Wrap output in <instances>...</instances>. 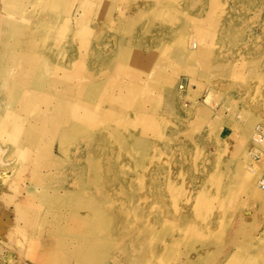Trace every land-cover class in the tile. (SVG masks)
<instances>
[{"label":"rangeland","instance_id":"1","mask_svg":"<svg viewBox=\"0 0 264 264\" xmlns=\"http://www.w3.org/2000/svg\"><path fill=\"white\" fill-rule=\"evenodd\" d=\"M171 1L167 10L173 17L150 25L155 64L147 78L141 75L142 69L133 78L130 70L136 65L121 63V57L112 53L116 51V38H122L123 28H141L146 22L144 18L129 22L133 20V10L137 13L150 10L152 2L126 5V20L120 11L114 18L101 11L97 19L90 22L92 29L101 32L99 42H102L103 51L109 54V62L93 71L98 79L104 77L100 87L97 84L108 94L102 109L106 112L108 101L119 106L114 107L113 113H107L110 119L107 121L112 120L108 132L95 138L100 133L99 128L90 123L83 127L82 135H74L72 139L75 140L71 139L67 146L61 145L63 149L53 140L50 149L62 151L51 154L54 165L40 167L38 164L48 161L49 157L42 154L41 143L39 152H29L25 130L29 123H34L32 116L22 115L26 122L22 121L15 130L0 120V264H85L83 256L87 253H81L78 261L73 258L86 242L85 233L78 241L73 237L80 226L77 219H68L69 210L73 209L74 202L81 201L86 195L95 201L99 190L102 200L108 204L106 207L101 204L102 209L98 208L100 212L96 217L106 214L107 210L111 228L121 236L106 246L108 231L105 225L91 226L90 231H98L105 239L103 247L90 248L92 251L86 258L92 256V259H87V264H130L136 259L140 264H188L197 257L190 253V247H194L191 236L201 223L192 217L185 218L180 210L194 205L204 182L205 193L212 196L218 193L225 204L224 210L212 209L219 223L210 235H216L218 248L209 241L204 247L208 248L209 260L217 251L218 254L213 258H216L215 262L209 264H244L247 238L238 230L244 215L249 221L254 220L255 202L245 200L244 192L231 179L241 156L235 155L234 167H229L226 162L239 140H244L243 151L250 149L254 128L264 124V0H217L218 7L211 18L206 17L208 8L205 5H210L209 1L185 0L182 7ZM66 7H71L68 14L76 11L75 19L79 20L76 29L83 27L86 19L80 14L84 5L79 7L76 0H69ZM112 13H116V9ZM57 29H65L66 41L62 36H56L55 42L67 50V44L78 34L72 30L73 25L71 29L58 22ZM197 30L212 36L205 52L200 51L203 42ZM138 35L142 34L132 33L131 38ZM84 51L82 47V56L76 57L75 62L86 70L89 65ZM177 51L185 54V60L177 62L174 57L170 58L172 52ZM196 52L201 55L197 60ZM61 53L67 57L59 46V51L53 55L54 61ZM192 54L194 60L187 62V56ZM113 64L117 67L113 68ZM172 66L176 70L172 75L173 82L165 84V74L171 73ZM76 98L81 103L75 104H84L79 94ZM85 100L91 102V98ZM123 102L132 104L134 111L141 109L143 112L125 120L121 117V113L126 112ZM79 109L85 112L81 107ZM115 112L120 113L119 122L115 121ZM249 118L253 120L251 131L242 136L238 127L241 121ZM139 136L137 144V139H132ZM74 148L76 151L72 154ZM30 160L33 162L29 163ZM77 162L78 171L69 172L68 168ZM249 162L255 168L264 167V157L260 163ZM216 164L219 167L215 168ZM80 171L82 177L77 179ZM39 174L42 176L35 180ZM211 175L222 177V181L216 183L220 187L215 182L213 186L207 183ZM166 176L170 177L169 189L180 193L185 190L186 196L175 198L161 215L154 212V197L158 192H164L165 186L160 182L156 185L154 179L163 183ZM263 187L261 183L262 192ZM127 195L133 198L135 205L143 207L144 226H140L137 217L132 224L121 222L119 206L128 204ZM214 200L211 199V206L217 207L218 201ZM87 216L94 215L89 211ZM113 216H117V222L113 221ZM159 218L164 224L157 222ZM135 227L142 229L138 236ZM250 229L249 225L244 227L246 232ZM256 239L258 242L264 239L262 229L253 234V240ZM260 246L263 249H257L264 252V242ZM193 250L197 252V248ZM124 251L126 254L123 255ZM197 263L196 258L192 264Z\"/></svg>","mask_w":264,"mask_h":264},{"label":"bare ground","instance_id":"2","mask_svg":"<svg viewBox=\"0 0 264 264\" xmlns=\"http://www.w3.org/2000/svg\"><path fill=\"white\" fill-rule=\"evenodd\" d=\"M199 1L202 2L204 0ZM205 1H209L210 3V5H205V7L208 8L206 17L211 18V15L215 13L214 9L218 7L217 5L219 2L217 0ZM140 2H152L153 7L150 10L141 11L139 13L133 10V15L131 16L133 20H130L129 22L135 23V20L138 18H144L146 20V22L143 23L144 26L141 28L136 26L138 29L123 28L122 38H116V51L112 54H117L118 57H121L119 60L121 63L136 65L134 69L130 70V75H132L133 78H135L134 75L138 73L140 69H142L141 75H144L146 76L145 78H147L150 77L152 66L155 64V61L153 62L155 53L152 49L154 43L152 36L153 29H151L150 25L155 26L158 23L165 21V19H171L173 17V15L171 16L170 10H167V8H170L168 3L171 2L170 4H172L171 0H76V4L79 5V7L84 5L83 10L81 9L80 15L86 19L85 25L83 27H77V29L76 25L79 20L75 19L76 11H70L69 14L67 11L71 8L66 7V5L69 4V0H0V35H2L0 36V120H4L5 123L15 130L20 124H22V115L32 116L34 123H29L28 128L25 130V137L30 146L29 152H39V145L41 143L42 154H47L49 157L48 161L45 160L38 164L40 167L54 165L55 159L51 154H54L55 151H62L58 148L50 149L53 140H56L59 143L58 145L60 148H62L61 145L67 146L72 137L74 135H82L83 127L90 123L99 128L98 132L100 133L96 134L95 138L100 137L101 133L108 132V127L111 126L112 120L107 121L110 120L107 113H113L114 107L116 105L118 106V104L114 101H108L107 107H109L106 112L102 109L105 104L104 100L108 98V94L105 90L99 88L104 77L98 79V75L95 76L94 74V68L97 66H105L107 62H109V54L103 51V46H101L102 42H99L101 32L97 33V31L92 29L90 22H92L101 11L107 12L108 17L110 18H114V15H118V12L120 11L121 17L126 20L128 19L126 15L124 16L126 5L131 3L139 4ZM174 2L182 7L181 5L185 3V0H174ZM174 5L176 7V4ZM114 9H116V13L113 14L112 12ZM169 12L170 16L167 17ZM65 21L69 22L67 23ZM58 22L61 23V25H69L71 29L73 25L72 30L78 34V37L74 38V40L72 37V41L67 44V50L62 49L59 44L60 49L64 51V54L67 55V57H63V54L61 53L54 61L53 55H55V51H59V46H57V43L55 42L56 36H62V39L66 41L65 29L58 31ZM51 27L54 29L53 32H51ZM137 32L142 35H138L132 39L131 34ZM197 33H199L200 40L203 42L200 51L205 52V50L208 49V42L211 41L210 38H212V36L206 35L205 32L201 30H197ZM76 34H74V37ZM185 36H187L186 33ZM193 41H195V39ZM193 41L191 40V42ZM104 44L105 43H103V45ZM189 46L191 47L192 43H190ZM82 47H84V55H86L85 57L88 59L89 67L86 70L82 69L81 66L77 65L75 62L77 60L76 57L82 56ZM182 49H184V47ZM197 53L199 52L194 53L196 60L201 57L200 53L199 56ZM172 57L177 59V62L185 60V54L183 52H172L170 58ZM193 60V54L187 56V62ZM112 67L114 68L117 66L116 64H113ZM170 72L171 73L165 74V84H171L173 82L172 75L173 72H176L175 67ZM57 84H60V87L57 86ZM97 84H99V87H97ZM77 94H79L84 102L83 105L75 104L77 102L81 103V100H77L76 98ZM85 98H91V102L88 103ZM93 98L99 99L94 101L92 100ZM131 105L130 103H122V107L126 109V112H122L121 117L125 120H131L133 119V114L143 112L141 109L134 111V108ZM79 107L85 110V112H80ZM129 114L131 116L128 119ZM113 116L116 122L121 120L120 113L117 115L115 112ZM252 121L253 120L250 118L241 121L238 131L242 136L249 134L252 127ZM149 126L150 125H148V127ZM131 127L133 126L131 125ZM257 128H262L264 130V124H258L254 129ZM111 132H114V130L111 129ZM146 132L148 131L146 130ZM87 134L85 135L86 137ZM128 134L131 135L129 132ZM108 135H111V133L109 132ZM139 138L140 136L138 138H133L132 140L137 139L135 142L138 144ZM243 145L244 140H239L234 146V153L232 152L234 156L233 154L232 157L228 156L229 158L226 162V165L229 167H234L235 165L233 166V163L235 155L241 156V160H239L238 164L235 166V171L232 172L233 177L231 179L236 187L244 192L243 196L245 200L255 202L253 207L255 212V215L253 216L254 220L249 221L248 218H245L244 213L241 214L244 215V217L241 220L238 231L242 232L247 238L245 242L246 253L243 262L244 264H264V252L257 249V247L263 249L260 245L264 242V239L259 242L257 239L255 241L253 240V234L255 235V232H259L260 229H262L264 233V192L261 190L260 183V181L264 183V167L257 166L255 168V166L250 165L249 161L254 162L255 159L252 157L250 149L243 151ZM76 146L77 145H74L75 148ZM231 147H229V149ZM75 148L72 151V154L76 151ZM255 152L258 155V160L255 161H258V163L262 162L264 157V140L261 141L258 148H255ZM31 162H33V160L29 161V163ZM80 163H82L81 160ZM217 167L219 166L216 164L215 168ZM78 168L79 162L71 166V168H68V170L69 172H77ZM81 171L77 179H81ZM41 176L42 175L40 174L37 175L35 180H38ZM163 181L164 182L162 183L161 180L154 179L156 185L160 182L165 186L164 192H158L154 197V212L161 215L166 211L168 205L175 198H180L185 195V193H183L185 190L180 193L175 189H169L171 188L169 176H166ZM221 181L222 177L220 175L217 178L214 175H211L207 179V183L210 185H212V183L214 184V182L216 184ZM205 184L206 182L201 184L195 197L194 205L187 210H180L185 218H195V221H200L202 225H200L195 230V234L191 236L194 238V247H190V253L191 256L196 255L197 257H194L193 260L187 262L188 264H192L196 258L198 261L197 264L214 263L216 258H213L218 254L217 251V254L209 260L210 256L208 255V248H205V242L209 241L214 248H218L216 235H210L212 229L216 230L218 227L216 225L219 223L215 219V211L213 210L214 208H217L218 211L224 210L225 204L220 196H217L218 193H216V197L205 193ZM216 185L220 187L219 184ZM63 186L65 188L64 184ZM59 187H61V185H59ZM74 194H76V192H74ZM55 195H58V192H55ZM127 196L129 200L128 204H121L119 206V209L121 210L120 218L123 219L121 222L132 224L137 217L140 226H144L143 207L137 203L135 205L133 198L129 195ZM54 199L56 201L60 200L58 198ZM211 199H217V207H215V205L211 206ZM101 204L103 207H106V204L108 203L102 200V193L101 190H99L95 201L91 200V197L86 195V198L81 201L74 202L72 206L73 209L69 210L68 219H77L75 221L77 225L80 226L79 232L73 234V237L78 241L84 236L82 233H85L86 243L73 255V258L76 259V261L79 260L81 253H90L92 251V249H90L91 247L99 248L104 246L103 240L105 237L101 236L98 231H90L91 226H97L100 224L105 225L108 231V239H106L105 243L106 246L109 244L112 245V242H114L115 239L118 240V237L121 236L120 233L111 228V220L106 216L107 210L106 214L102 213L100 216L96 217L100 212L99 209H102ZM89 211L93 213V217L87 216V212ZM113 221H118L117 216H113ZM157 222L159 224H164L160 218ZM246 225L251 226V229L248 232L244 230ZM81 230L84 232H81ZM86 230L89 231L88 235H86ZM134 231L138 236L142 229L135 227ZM132 244H135V242H132ZM195 248H197V252L193 250ZM87 254L83 256L85 264L88 263L87 259H92V256L86 258ZM122 254L124 255L126 252L124 251ZM130 264L140 263L137 262L136 259L134 261L131 260Z\"/></svg>","mask_w":264,"mask_h":264},{"label":"built area","instance_id":"3","mask_svg":"<svg viewBox=\"0 0 264 264\" xmlns=\"http://www.w3.org/2000/svg\"><path fill=\"white\" fill-rule=\"evenodd\" d=\"M264 140V130L262 128H257L253 134V139H252V146L250 148L251 152H252V157L255 160H258V155L255 152V148L258 145H260L261 141ZM261 183H263L262 181H260ZM264 184V183H263Z\"/></svg>","mask_w":264,"mask_h":264}]
</instances>
